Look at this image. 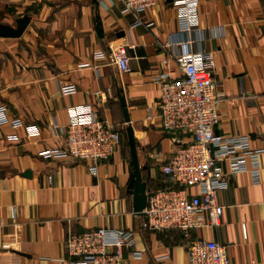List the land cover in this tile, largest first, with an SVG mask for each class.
Wrapping results in <instances>:
<instances>
[{
	"label": "crops",
	"instance_id": "crops-1",
	"mask_svg": "<svg viewBox=\"0 0 264 264\" xmlns=\"http://www.w3.org/2000/svg\"><path fill=\"white\" fill-rule=\"evenodd\" d=\"M0 14V23L12 27L24 16L31 20L22 37H0V104L8 106L12 118L41 129L39 137L29 138L23 129L0 126V264H70L68 234L98 228L136 232L143 257L126 264H189L192 238L225 245L231 264H264V156L261 183L255 185L248 172L231 176L230 187L218 195L220 226L191 236L143 231V217L128 194L134 172L129 126L140 166L146 168L148 193L165 185L161 167L178 142L192 141L188 134H167L158 109L154 77L166 71L173 78L181 75L174 63H162L163 46L184 40L172 0H158L137 15L124 13L120 0H0ZM97 16L104 38L97 32ZM138 20L142 23L134 26ZM199 26L196 50L214 55L222 96L215 133L249 136L252 147L264 148V0H202ZM111 43L128 45L129 73L114 64ZM100 51L105 56L96 58ZM85 103L123 135L97 175L90 174L87 162L38 155L65 144V135L52 133L53 122L65 130L67 108ZM13 133L19 141L8 140ZM223 167L229 171L226 162Z\"/></svg>",
	"mask_w": 264,
	"mask_h": 264
},
{
	"label": "built area",
	"instance_id": "built-area-1",
	"mask_svg": "<svg viewBox=\"0 0 264 264\" xmlns=\"http://www.w3.org/2000/svg\"><path fill=\"white\" fill-rule=\"evenodd\" d=\"M123 12L137 15L157 6L158 0H120ZM202 0H172L177 13L181 43L169 41L164 45L162 63H174L181 75L173 78L166 71L154 77L159 85L161 125L167 134H188L189 144L178 142L162 167L165 187L148 193L147 207L141 213V229L150 232L177 230L184 236L203 228L220 226L223 207L218 203L220 192L227 190L230 177L248 172L253 183L262 177L264 148H254L249 136H220L215 133L219 124L221 95L217 94L215 75L217 66L213 54L196 50L199 31V8ZM139 19V18H137ZM138 22L134 25H140ZM110 56L120 73L131 71L126 43L109 44ZM105 52L95 53L103 58ZM67 127L64 130L54 120L52 133L65 135L60 148H46L38 155L45 160L87 162L90 174L97 175L102 162L110 160L123 143L122 133L108 121L97 117L91 103L67 108ZM0 126L13 131L25 130L29 138L39 137L37 125L12 118L8 106L0 104ZM11 142L20 137L7 136ZM229 166L226 172L223 163ZM53 184L48 176V185ZM207 216V218H206ZM247 238V235H245ZM135 231L98 228L84 233H69L65 246L72 258L70 264H126L127 259H141L143 252L136 249ZM130 250L127 256L124 250ZM189 264H231L225 245L216 240L190 239L187 245Z\"/></svg>",
	"mask_w": 264,
	"mask_h": 264
},
{
	"label": "water",
	"instance_id": "water-1",
	"mask_svg": "<svg viewBox=\"0 0 264 264\" xmlns=\"http://www.w3.org/2000/svg\"><path fill=\"white\" fill-rule=\"evenodd\" d=\"M97 32L101 38L103 36V28H102V21L99 16H97ZM30 17L24 16L23 18H19L17 20L16 27H12L9 25L1 24L0 23V37L1 38H9V39H16L23 36L26 29L30 24ZM125 34H118L117 38L124 37ZM120 101L125 108V100L122 95H120ZM126 110V109H125ZM127 122L129 120L127 119ZM127 138L129 142L130 152H131V165L134 168V172L132 174L129 186H128V194L134 196V210L137 213H142L147 207V198H148V183L143 181L142 172L145 171L146 168H141L139 160H138V153H137V144L134 138L133 129L129 126L126 130ZM28 174V173H27Z\"/></svg>",
	"mask_w": 264,
	"mask_h": 264
},
{
	"label": "trees",
	"instance_id": "trees-1",
	"mask_svg": "<svg viewBox=\"0 0 264 264\" xmlns=\"http://www.w3.org/2000/svg\"><path fill=\"white\" fill-rule=\"evenodd\" d=\"M164 187H165V185H163V186L160 188V185H159L158 189H156V190H154V191H152V192L159 191V190L163 189Z\"/></svg>",
	"mask_w": 264,
	"mask_h": 264
},
{
	"label": "rangeland",
	"instance_id": "rangeland-1",
	"mask_svg": "<svg viewBox=\"0 0 264 264\" xmlns=\"http://www.w3.org/2000/svg\"><path fill=\"white\" fill-rule=\"evenodd\" d=\"M3 14H0V17H2ZM1 19V18H0Z\"/></svg>",
	"mask_w": 264,
	"mask_h": 264
}]
</instances>
